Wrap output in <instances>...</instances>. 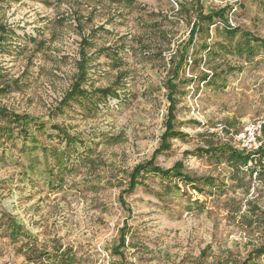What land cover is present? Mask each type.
Here are the masks:
<instances>
[{
    "label": "rangeland",
    "instance_id": "obj_1",
    "mask_svg": "<svg viewBox=\"0 0 264 264\" xmlns=\"http://www.w3.org/2000/svg\"><path fill=\"white\" fill-rule=\"evenodd\" d=\"M109 2H0V25L14 32L0 46V87L11 86L0 93V106L44 121L45 130L35 131L39 144L61 145L51 126H63L84 144L77 146L82 161L84 156L93 160L79 164L72 154V169L48 184L39 150L23 152L17 137L5 142L0 145V212L14 215L38 244L57 239L71 246L80 264H119L110 249L123 226L125 264H240L264 244L262 221H247L264 214V174L255 177L242 167L232 179L217 158L187 155V172L211 176L219 185L197 192L148 173L144 186L120 192L131 169L158 146L168 105V60L186 42L196 12L231 5L233 23L264 38V0ZM98 26L102 29L91 32ZM84 36L90 41V84L109 86L121 74L118 96L95 108L84 99L83 106L75 101L54 112L73 79ZM218 42L225 40L210 26L189 47L180 76L192 81L178 84L175 111L176 127L187 137L172 140L171 149L156 157L163 168L182 158L184 150L208 142L241 148L235 134L264 115V50L243 61L214 47ZM204 43L211 46L210 55ZM190 58L200 61L190 63ZM224 59L241 68L212 83L199 79ZM23 260L17 246L0 237V264Z\"/></svg>",
    "mask_w": 264,
    "mask_h": 264
},
{
    "label": "trees",
    "instance_id": "obj_2",
    "mask_svg": "<svg viewBox=\"0 0 264 264\" xmlns=\"http://www.w3.org/2000/svg\"><path fill=\"white\" fill-rule=\"evenodd\" d=\"M4 0H0L2 2ZM61 2L63 0H54ZM110 6L113 3L118 4L120 1L130 3L131 0H109ZM264 7V4H263ZM232 6L225 5L220 8L209 9L204 12L201 8L196 12L191 27L188 32L186 42L168 60L171 64V69L167 71L168 77L165 80L166 99L168 101L166 117L164 119V129L160 135L158 146L153 151L148 160L136 164L127 175V183L125 188L120 192V196L130 194L136 186L145 185V175L152 173L162 179L168 181H180L184 185H189L197 192H202L205 187H215L219 184L216 179L211 176L193 175L185 170L184 158L187 155H208L217 158L218 161L223 162L230 170L231 178L234 179L242 167H245V172L249 175L255 174L259 177L264 174V146L259 147L255 151H247L243 148H238L228 141L208 142L206 146L196 147L193 150H184L182 158L176 160L170 167L163 168L156 163V157L160 154L168 152L172 146V140H183L187 137V133L178 129L175 124L176 119V94L178 93L179 83H188L192 78L184 79L180 76V70L184 62L187 61V54L189 47L192 44L195 36L201 32H208L210 26H214L216 32L223 37L225 42L215 43L218 49L225 54H230L232 57L241 59L243 61L253 58L259 50H264V38L254 35L248 30L242 29L238 25H231L228 21V15L231 12ZM97 29H102V26L92 30L96 32ZM14 32L5 25H0V46L6 42L8 37L12 36ZM90 41L88 37L84 36L80 41L79 58L75 62V73L65 91L64 96L54 108V112H62L64 108L70 107L73 102L77 101L83 106V100L88 99V104L94 108L100 102L109 101L110 97H117V89L121 86L122 75H117L113 83L109 86L94 88L89 82L91 66V58L88 55V48ZM207 55H210L211 46L208 43L202 44ZM200 60L190 58V63H198ZM189 65V64H186ZM241 67L232 66L229 61L225 59L218 66H211L210 72H203L200 76L201 81L213 82L214 80L222 78V75H227L235 69ZM0 70V80L3 77ZM215 78V79H214ZM182 80V81H181ZM16 81V80H14ZM89 83V84H88ZM89 87H88V85ZM9 84H4L0 87V93L8 92ZM105 105V104H102ZM199 124V122H192ZM46 128V123L38 118L31 117L27 114L17 113L6 107L0 106V145H4L7 141H12L14 137L22 139V151L25 149L30 151H40L46 166L47 174L49 176L48 184L57 178L60 180L63 175L72 169L73 165L70 163V156L73 159L77 158V162L91 163L93 160L87 156L81 159L77 152V146L85 147L84 144L75 135H72L59 124L51 126L56 132L61 145H45L39 144L36 132H43ZM29 143L26 145L25 143ZM250 164V165H249ZM32 168V166H31ZM174 188L177 185L174 184ZM121 203L124 201L122 197L119 198ZM253 210V209H252ZM248 212L252 215L255 211ZM249 214V215H250ZM264 224V214L262 217L255 216L247 218L248 223L259 221ZM127 226L119 229V235L115 244L111 246V253L119 257V264L124 263L123 249L127 247ZM0 230L2 234L0 237L7 238L10 243L17 246L18 252L23 257V264H80L75 250L68 245H63L57 239H53L48 243L38 244L37 238L33 237L25 226L16 219L14 215L9 212H0ZM205 253V251H203ZM264 257V244L253 248L251 252L243 259L240 264H264L261 258Z\"/></svg>",
    "mask_w": 264,
    "mask_h": 264
},
{
    "label": "built area",
    "instance_id": "obj_3",
    "mask_svg": "<svg viewBox=\"0 0 264 264\" xmlns=\"http://www.w3.org/2000/svg\"><path fill=\"white\" fill-rule=\"evenodd\" d=\"M232 12L228 15V21L231 25H235L232 21ZM237 140L240 141L241 148L247 151H255L259 147L264 146V115L259 119L248 121L242 132L235 134Z\"/></svg>",
    "mask_w": 264,
    "mask_h": 264
}]
</instances>
